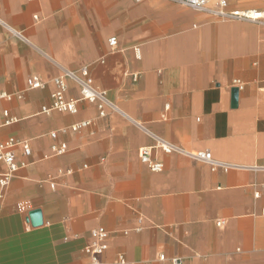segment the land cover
I'll use <instances>...</instances> for the list:
<instances>
[{"label": "crops", "instance_id": "crops-1", "mask_svg": "<svg viewBox=\"0 0 264 264\" xmlns=\"http://www.w3.org/2000/svg\"><path fill=\"white\" fill-rule=\"evenodd\" d=\"M229 5L264 14V0ZM0 19L28 39L0 25V92L11 95L0 140L30 146L12 148L17 168L0 182V264H90L101 226L100 264H264V18L214 20L169 0H0ZM83 67L119 110L80 100L75 113L42 112L53 79ZM145 130L230 166L157 150L163 169L151 171ZM8 173L0 161V181Z\"/></svg>", "mask_w": 264, "mask_h": 264}, {"label": "built area", "instance_id": "built-area-1", "mask_svg": "<svg viewBox=\"0 0 264 264\" xmlns=\"http://www.w3.org/2000/svg\"><path fill=\"white\" fill-rule=\"evenodd\" d=\"M140 1V0H135ZM172 1L180 6H186L189 8H192L199 12H205L208 15H210L214 20H220V19H240L245 20L249 22H255V21H262L264 18V14L255 9H242V8H230L229 1L230 0H169ZM0 25L4 29H8V31L11 33L12 36L18 38L21 41H28L26 35L24 32L14 29L10 25L6 24L0 19ZM116 43V37L113 36L112 38L108 39V44L110 46H114ZM135 77V76H133ZM70 80L74 82L78 86L79 90V97L73 98V97H67L66 91L68 89V81ZM55 84V91L51 95L52 103L49 106H44L42 108V112L44 111H50V110H56L59 112L65 111L70 113H75L77 111V105L80 100H86L90 103H95L98 108L99 115L104 116L106 113V109H110L112 111H118L119 108L114 103V101L108 97L107 92L99 87L96 86L94 81L91 79L88 73V69L86 67H83L79 73H75L71 70L64 69L61 75L55 77L53 79ZM30 86L33 88H39L42 86L41 81H39L37 78L31 77L29 79ZM234 83L236 84V89L239 90L242 88V84L240 80H235ZM10 93L6 92H0V98L9 100ZM4 115L7 116V112H4ZM11 121V119H9ZM89 123V121H82L80 124H76L72 127L73 130H77L82 126H85ZM145 132L148 133L151 139H153L152 145L149 146H142L139 150V158L140 160L146 164V166L151 171H160L163 169L162 161L159 160L156 157V151H161L162 153L166 155L170 154H181L184 156H189L193 159L202 161L204 163H208L211 165L212 169L216 168H225L227 169L230 165H227L226 163H221L217 160H214L212 157V154L209 150H186L185 148H182L181 146L177 145L176 143L169 141L165 139L164 137L152 132H149L148 130H145ZM53 137H55L56 134L51 133ZM15 145H21L23 153L25 155L30 154V146L28 142H22L18 141L17 139L10 137L9 140L6 142H2L0 140V161L4 162L7 167L9 173L0 181L2 186H5L8 183V180L11 178V176L14 173V170L17 168V165L14 161V153H12V148ZM65 148V145H61L59 148V152H62ZM22 210L28 212L30 211V207L27 206V204H23L20 207ZM106 237H107V231L104 227L96 228L92 232V242L85 246L84 250L86 253L89 254L91 258L90 264H100V255L101 253L107 248L106 244ZM161 258L164 256L160 255ZM118 264H124L126 262L125 257H123L122 254H119L118 256ZM174 264H182L181 260L179 258H174Z\"/></svg>", "mask_w": 264, "mask_h": 264}, {"label": "water", "instance_id": "water-1", "mask_svg": "<svg viewBox=\"0 0 264 264\" xmlns=\"http://www.w3.org/2000/svg\"><path fill=\"white\" fill-rule=\"evenodd\" d=\"M231 94H232V102L233 104L236 103L237 100V91L236 88H233L231 90ZM29 219L32 225L34 226H38L42 224V220H41V212L39 209H32L29 211Z\"/></svg>", "mask_w": 264, "mask_h": 264}]
</instances>
